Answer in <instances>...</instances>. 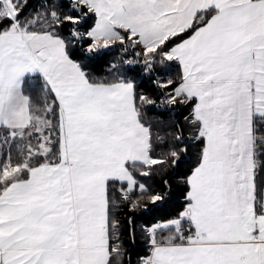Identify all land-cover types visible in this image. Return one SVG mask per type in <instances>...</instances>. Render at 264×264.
<instances>
[{"label": "snow or ice", "instance_id": "1", "mask_svg": "<svg viewBox=\"0 0 264 264\" xmlns=\"http://www.w3.org/2000/svg\"><path fill=\"white\" fill-rule=\"evenodd\" d=\"M18 74L0 264H264V0H0Z\"/></svg>", "mask_w": 264, "mask_h": 264}, {"label": "crops", "instance_id": "2", "mask_svg": "<svg viewBox=\"0 0 264 264\" xmlns=\"http://www.w3.org/2000/svg\"><path fill=\"white\" fill-rule=\"evenodd\" d=\"M28 98L19 87V74L9 82L5 75L0 85V128L19 131L30 125Z\"/></svg>", "mask_w": 264, "mask_h": 264}, {"label": "trees", "instance_id": "3", "mask_svg": "<svg viewBox=\"0 0 264 264\" xmlns=\"http://www.w3.org/2000/svg\"><path fill=\"white\" fill-rule=\"evenodd\" d=\"M24 96L28 98V103H29V115H30V125L22 130L15 131V130H10L7 128H0V135H3L5 132L7 133L8 138L11 140L13 137L17 139L19 142L20 138L24 137L26 138V133L25 130H31V125L37 122V116H38V107L36 103V93H29L28 89L23 90ZM29 95L32 96V99H29Z\"/></svg>", "mask_w": 264, "mask_h": 264}]
</instances>
